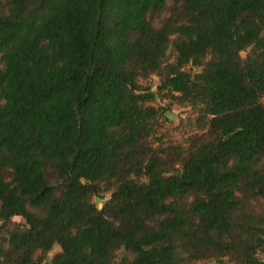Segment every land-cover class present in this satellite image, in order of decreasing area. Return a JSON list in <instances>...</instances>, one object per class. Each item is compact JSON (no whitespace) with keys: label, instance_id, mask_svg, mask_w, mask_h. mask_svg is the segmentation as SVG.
I'll use <instances>...</instances> for the list:
<instances>
[{"label":"trees","instance_id":"trees-1","mask_svg":"<svg viewBox=\"0 0 264 264\" xmlns=\"http://www.w3.org/2000/svg\"><path fill=\"white\" fill-rule=\"evenodd\" d=\"M263 97L264 0H0V264H264Z\"/></svg>","mask_w":264,"mask_h":264},{"label":"rangeland","instance_id":"rangeland-1","mask_svg":"<svg viewBox=\"0 0 264 264\" xmlns=\"http://www.w3.org/2000/svg\"><path fill=\"white\" fill-rule=\"evenodd\" d=\"M244 54L245 53H243V55ZM154 79H155V81L158 80L156 77ZM161 102L164 103L163 100ZM262 102L264 103V97L262 98ZM188 112H189V108H187V107H183V106H180L177 104L172 105V109L170 110L167 118L165 119L163 131L169 132L170 133L169 136H174L177 139H181L184 136V132L186 131L184 119L187 116ZM179 125H182V126H180V128H179L180 130L177 131L176 128H178ZM108 197H109V194L106 195V198H108ZM96 203L98 204L99 207H101L103 204V201L96 199ZM14 220L24 221L23 218L20 216L14 217ZM59 249H60L59 247H55L54 250L51 251L50 257ZM260 256L264 259V252L261 253ZM194 264H233V263L229 262L227 258H224L222 263H219V262H216L213 260H208V261H198V262H195Z\"/></svg>","mask_w":264,"mask_h":264}]
</instances>
